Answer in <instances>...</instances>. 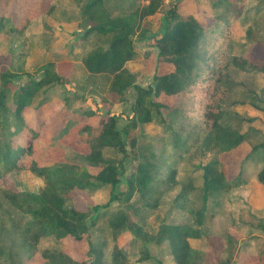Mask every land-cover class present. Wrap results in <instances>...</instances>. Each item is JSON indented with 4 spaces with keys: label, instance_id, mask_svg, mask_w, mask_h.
Here are the masks:
<instances>
[{
    "label": "trees",
    "instance_id": "16d2710c",
    "mask_svg": "<svg viewBox=\"0 0 264 264\" xmlns=\"http://www.w3.org/2000/svg\"><path fill=\"white\" fill-rule=\"evenodd\" d=\"M74 1L83 31L76 41L91 46L82 58L85 85L103 95L102 103L109 110L102 114L99 107L77 109L74 115L79 119L69 120L63 130L68 134L77 127V143L88 147L85 165L58 161L42 166L35 157L40 133L27 123L25 112L34 107L40 92L65 88L70 80L60 74L59 60H49L31 74L19 53L13 51V44L26 36L36 19L53 15L56 7L53 0H43L45 11L31 18L19 0H0V57L14 59L0 72V180L26 171L43 184L38 192H25L0 183V264H27L37 255L42 264H131L132 250L136 263L166 264L168 256L171 264H208L213 250L208 240L214 234L207 218L212 220L215 208L222 206L220 198L231 191L239 190L243 198L250 195L249 183L243 178L248 162L263 160L255 183L264 186V138L252 145L251 137L260 133L253 125L255 119L248 120L232 110L236 103L247 104L264 114V89L260 94L245 88L243 100H232L238 91L234 74L264 78V61L251 59L248 51L237 55L224 48L234 36V23L249 16L244 9L247 0H209L212 20L208 25L193 15H181L176 0L168 4L167 0H143L142 4L137 0ZM257 1L260 7L264 5V0ZM164 6L165 29L152 37L150 46L157 50L158 62L174 70L156 72L149 86L142 87L127 66L137 56L134 37L147 35L148 19ZM260 7L253 8L261 14L247 28V38L264 23V8ZM91 38L92 42L88 41ZM15 59L19 64L14 65ZM22 78L27 81L19 83L17 79ZM131 87L136 93L131 114L122 119L119 128L122 116L110 106L125 103V93ZM45 102L44 98L39 103ZM97 117L98 127L81 124L80 118ZM153 123L161 125L169 136L157 139L144 133ZM23 130L30 133L25 142L18 138ZM154 144L160 147V154ZM167 144L179 159L193 149L203 155H218V160L204 166L199 196L192 195L196 190L192 178L177 180L176 164L169 162L172 156L164 150ZM243 144L250 150L238 172L227 174L226 155ZM261 153L263 157H258ZM125 163L130 167L128 173ZM104 189L108 190L107 201L94 202L92 195ZM78 192L86 193L92 204L80 209L75 203ZM113 203L120 207L111 210ZM152 210L160 212L156 225L145 220ZM173 212L185 219L170 221ZM258 228L264 231V226ZM126 235L131 237L123 244ZM216 236L224 244L217 264H230L235 238L228 229ZM67 238L86 242L83 260L68 254ZM202 239L207 240V250L192 245L191 241ZM44 240H53L61 248L42 249ZM152 246L156 254L151 252ZM257 258L264 264L262 256Z\"/></svg>",
    "mask_w": 264,
    "mask_h": 264
},
{
    "label": "rangeland",
    "instance_id": "374dc122",
    "mask_svg": "<svg viewBox=\"0 0 264 264\" xmlns=\"http://www.w3.org/2000/svg\"><path fill=\"white\" fill-rule=\"evenodd\" d=\"M21 4L26 6L28 14L31 18L41 16L46 9L43 0H19ZM175 1V0H174ZM179 3V12L181 15H193L202 24L208 25L211 23V9L209 0H176ZM170 0L166 1L168 4ZM138 4H142L143 0H137ZM55 5V13L48 17H39L30 26L26 36L22 37L21 41L16 39L13 44V51L19 53L20 61H25L24 68L31 74H34L36 68L49 61L59 60L60 74L66 76L70 81L65 88H50L40 92L34 107L25 112V120L35 131L40 133V136L35 142L36 154L35 157L39 164L47 166L54 162L64 161L85 165V154L88 152L87 146H81L77 143L76 132L77 127L72 129L68 134H63V130L69 120L79 119L76 117L75 110H89L99 107L100 113L104 114L109 110V106L102 103L103 95L94 92L92 88H88L86 82V70L82 64L83 56L90 50L91 46L82 41H76L77 36L83 31L79 29L80 10L74 0H53ZM259 1L247 0L244 6L245 11L249 14L245 19L238 20L233 25L234 36L224 46L227 53L241 54L243 51H248V57L257 61H264V23L253 30L251 38H247L246 30L249 28L259 14L255 13L253 8H259ZM260 8H264L261 5ZM166 6L163 7L153 17L148 19L146 26L147 35L143 38L134 37L137 46L136 58L127 64L128 69L137 75V84L142 87H148L152 82L156 72L164 74L174 70L172 66L161 64L157 60V50L150 46L153 44L152 37L160 35L165 29L164 12ZM264 12V11H263ZM247 15V14H246ZM92 38L88 41L92 42ZM24 42V44H23ZM17 59V58H16ZM15 59L14 65L19 64ZM12 58L0 57V72L9 68ZM238 84L237 94L232 99L243 100L241 97L245 88L254 90L262 94L264 89V78L260 75L254 77L243 75L240 73L234 74ZM38 79V78H36ZM19 83H25L27 80L22 78ZM69 91V93L67 92ZM66 93V94H65ZM126 102L118 103L110 106V110L115 114L122 116L119 119V128L122 127V121L125 116H130V106L135 100L136 93L131 87L125 93ZM46 102L40 104L42 99ZM230 101V100H229ZM231 102V101H230ZM171 104H176V100H171ZM232 110L238 113L241 117L248 120L255 119L253 125L259 128L260 133H255L250 142L252 145L260 144L264 138V114L253 109L249 105H240L236 103ZM81 124L90 122L93 127H98L99 118L86 119L80 118ZM164 128L153 123L144 128V133L155 136L157 139L163 136H169L164 133ZM30 137L27 130L18 133V138L25 142ZM155 139V140H157ZM154 147L158 148L155 144ZM199 148V147H198ZM127 149L130 151V146L127 144ZM164 150L172 156L169 161L173 166L176 164L177 180L184 182L187 178H192L196 186V190L192 195L202 194L201 187L203 186L204 166L211 161L218 160L216 153L201 154L200 151L193 149L191 153L184 154L182 159L174 157L171 150L172 147L167 144ZM250 150L248 144H243L240 149L232 151L225 157L227 174H236L240 168V162L246 153ZM160 154V150H159ZM258 157H263L259 154ZM263 165V160L256 159L248 162L243 171V178L247 180L250 188V195L243 198L238 191H231L224 195L222 206L215 208L214 216L207 218L208 228L214 236L208 240L212 250L207 258L208 264H217L220 256L224 251L223 241L216 235L218 232L229 230L235 238L234 243L230 246V264H259L256 255L264 258V231L258 226H264L263 212L255 211V203L263 186H258L255 183V175ZM125 171L128 173L130 167L125 163ZM0 183L5 187L14 191L38 192L42 187V182L31 175L29 172L23 171L5 175L0 180ZM92 199L97 203H105L108 199V190L104 189L98 195L94 193ZM91 198L86 193L78 192L76 194L75 203L80 209H85L89 204H92ZM264 203V201L262 202ZM120 206L118 203L111 205V210H116ZM158 210H152L147 213L146 222L150 225L159 223ZM177 213L173 212L170 221L178 222L177 220L185 219L177 217ZM134 219V218H133ZM137 220V219H134ZM144 220V221H145ZM236 226L233 227L232 224ZM104 233H97L98 236H103ZM131 235H126L121 242L124 244L130 239ZM96 239V236H95ZM194 247L200 249H208L206 239L200 241H191ZM66 249L68 254L78 260H83L86 252V242H75L67 238ZM41 248H61L56 245L53 240H44L41 242ZM154 247H151V252H154ZM134 251L130 252L131 264H154L153 261L146 263H136L135 258H132ZM166 264L170 263V257L164 258ZM42 258L37 255L32 261L27 264H42Z\"/></svg>",
    "mask_w": 264,
    "mask_h": 264
},
{
    "label": "crops",
    "instance_id": "0c3cea01",
    "mask_svg": "<svg viewBox=\"0 0 264 264\" xmlns=\"http://www.w3.org/2000/svg\"><path fill=\"white\" fill-rule=\"evenodd\" d=\"M59 67H60V63H59ZM85 68V67H84ZM59 70H60V68H59ZM97 118H99V117H97ZM85 124H89V125H91L90 124V122H85ZM242 147V146H241ZM238 149H240V147L238 148ZM237 149V150H238ZM236 151V150H235ZM230 154V153H229ZM264 201V186L262 187V190H261V193H259V195H258V197H257V201H256V203H255V211L257 212V211H259V212H263L262 214H264V203H262ZM257 256V255H256Z\"/></svg>",
    "mask_w": 264,
    "mask_h": 264
}]
</instances>
